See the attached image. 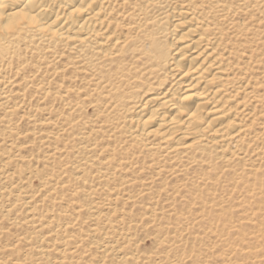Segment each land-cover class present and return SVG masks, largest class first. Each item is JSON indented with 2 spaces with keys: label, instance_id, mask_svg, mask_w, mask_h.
I'll return each mask as SVG.
<instances>
[{
  "label": "bare ground",
  "instance_id": "bare-ground-1",
  "mask_svg": "<svg viewBox=\"0 0 264 264\" xmlns=\"http://www.w3.org/2000/svg\"><path fill=\"white\" fill-rule=\"evenodd\" d=\"M253 12L259 16L255 21H251ZM263 47L264 0H0V109L7 117L0 119V131L24 122L40 130L57 125L53 136H69L72 123L78 119L73 116L77 103L63 104L61 108L65 107L71 119L56 117L55 124L51 123L50 108H43V100L36 99L30 105L35 93L46 98L49 82L59 77L63 80L68 73L66 87L76 97L84 96L81 100L90 97L88 104L93 103L97 110L94 126L78 132L79 140L88 138L97 127L96 132L103 131L101 137L106 141L120 138L126 148L158 153L146 166L153 175L149 181L143 180V185L152 184L154 175L174 177L198 170L195 180L207 181L210 175L206 169L234 174L237 161L242 163L241 170L257 169L264 158ZM131 84L138 91L124 103L129 87L122 89L123 85ZM99 97L104 99L102 106ZM14 115L17 118L11 123ZM27 133H0V207L7 208L1 211L0 220H16L17 214L11 217L9 213L18 205L16 211L21 212L35 238L54 243L62 229H71L68 225L73 219L51 228L49 223L57 214L48 215L47 210L44 214L42 209L45 197L66 188L68 180L59 182L58 177L53 180L47 177L49 173L41 175L32 168L34 163H48L59 149L49 148L51 136H42V145L47 144L42 157L23 155L31 143ZM19 137L27 140L19 144ZM96 141L94 138L84 149L95 155L92 157L106 152L99 163L104 160L108 166L96 169L95 175L114 180L127 155L106 164L115 159V154H110L115 149L102 150ZM86 155L80 160H86ZM19 164L25 165L22 171L15 169ZM73 164L82 177V163ZM110 166L114 172L109 171ZM35 176L40 185L33 190L29 186ZM133 180L112 188L131 186ZM119 190L115 197L96 203L89 217L98 218L100 207L109 215L107 210L121 194ZM132 198L122 199L128 202ZM112 221L113 232H101L95 222L90 225V237L99 234L95 248L100 258L96 263L105 264L107 256L136 262L138 251L124 252V245L117 242L128 236L123 217ZM46 226L49 230L43 234ZM65 246L56 245L54 251L75 252ZM45 247L38 245L37 254L46 255ZM15 250L13 243L0 247V252ZM60 258L52 264H62L63 255Z\"/></svg>",
  "mask_w": 264,
  "mask_h": 264
},
{
  "label": "rangeland",
  "instance_id": "rangeland-1",
  "mask_svg": "<svg viewBox=\"0 0 264 264\" xmlns=\"http://www.w3.org/2000/svg\"><path fill=\"white\" fill-rule=\"evenodd\" d=\"M258 17L254 13L251 21H255ZM261 50L264 51V47ZM69 75L66 73L63 80L60 77L54 80L50 78L48 96L41 99L40 95L35 93L30 102L32 105L35 104L36 99H39L38 102L43 100L45 104L43 108H50L52 113V124L56 117L61 119V117L66 116L67 120H70L71 116H67L64 112L65 107L63 109L61 107L65 103L67 106L68 101L70 105L77 103L73 116L78 117V119L77 122L72 123V131L69 136H53L57 131V125L54 126L55 128L52 126L40 130L32 124L24 122L14 125L12 129L9 127L0 131V133H5V136H13L22 131L23 133L29 132L27 133L28 137H31L28 138L29 140L24 139L25 137H19L16 142L20 144L24 140L31 141L22 154H32L33 157L39 156V159L42 157L43 151L47 149L45 148L47 144L43 146L39 137L51 136L47 140L52 145L49 148L57 147L59 149L54 158L43 166H41V162L35 164L34 161L29 165L34 163L35 168L33 165L32 168L36 172L41 175L49 173L47 177L52 176L53 180L56 177L59 178V182L68 180L66 188L57 190L53 192L54 194L51 193L45 197L42 211L45 214L47 210L48 215L57 214V219L55 218L49 223L51 228L53 225L55 227L58 223L63 224L73 219L72 223L68 225V228L71 229L68 232H64L62 229V234L56 235L54 243L50 240L40 242V237L36 239L35 234L31 231L32 228L21 219L22 214L16 211L18 208L16 205L9 213L11 217L17 214L15 215L16 220L8 222V217H3L0 220V247L13 243L16 244L17 250L15 252H0V264H52L54 259L59 258L61 260L60 254L64 257L62 264H97L96 262L100 257L96 252L95 243L99 240V234L90 237V225L95 222L101 232H113L116 228L113 227L112 220L121 216L123 217V227L128 236L122 240L119 239L117 242L124 245V249H122L124 252L138 251L139 259L130 263L107 256L104 257L105 264H264V158L260 161L261 163H258L257 169H255L256 166H253L250 170L244 168L241 170L242 163L237 161L233 165V169L237 170L234 174H222L218 169H206L210 175V179L207 181L195 180V174L199 173L198 170L189 175H176L174 177H167V174L154 175L152 184L143 185V180L149 181L153 175V170L146 168V166L149 160L155 158L158 153L157 155L149 154L153 150L145 148L140 149V151L134 148H126L127 144L120 142V138L114 141H106L105 138H102L103 136L101 137L103 131L96 132L97 127H94L95 129L88 138L79 140L78 132L83 131V129L87 130L84 128L85 126L86 128L92 127L91 125L94 126L93 120L97 110L93 103L88 104L90 97H86V101L81 100L84 96L78 98L73 91H70L72 90L70 87H66L69 84L66 83V80H69ZM138 81L140 80L138 79ZM127 87L129 88L127 89ZM134 88V84L123 85L122 89H127L124 92L126 97L124 103L130 101L127 98L129 95L137 93L138 89ZM56 90L59 92L56 93ZM63 90L68 92H63ZM139 90L141 91L140 88ZM30 94L31 92L28 93V95ZM99 98L102 106L101 101L103 102L104 99ZM40 106H42L41 103ZM1 111L2 109H0V119L7 120L6 115L2 116ZM16 118L15 115L11 116V123ZM34 134L35 137L33 138L32 135ZM59 135L61 134L59 133ZM94 138L98 139L96 141L99 145L98 148L102 147V150L115 149L114 152L110 153L115 154V159L110 158L106 164L114 163L121 156L127 155V159H124L125 162L122 159L123 164L117 170L114 180L97 179L96 169L108 165L103 164L104 160L99 163V157L105 156L106 152H97L99 156L92 157L95 155L87 153V150L84 149L85 145L93 142ZM59 154L62 156L58 157ZM84 154H87L88 157L86 160H80ZM75 161L82 163L80 169L84 172L82 177H79L81 174L73 169ZM133 162L136 163L133 164ZM216 162L221 164V160H216ZM253 163L257 164L256 162ZM127 166L131 167L128 168ZM24 168L25 165L23 164L15 167L17 171H22ZM108 168L110 172H114L111 166ZM122 168L124 169L121 170ZM206 177L204 178L206 179ZM132 179L134 180L132 181L133 184H130L131 186L112 188L114 185ZM53 183L48 184L47 188H50ZM39 185L40 180L37 176L31 177L29 187L35 190L39 188ZM116 190L121 191V194L116 196L117 200L109 207L111 209L107 210L111 213L106 215V210H102L103 208L97 205L102 211L101 214L94 220L89 217V212L96 206L95 204L102 198L106 199L113 195ZM129 195L133 196L130 201L127 202L122 199ZM3 208L4 206L0 207V216L1 211L7 210L6 207V209ZM151 209L152 211H150ZM62 213L63 216H58ZM49 226L43 228V234ZM68 233L71 235L68 236ZM21 234L22 236H20ZM61 238L65 241H60ZM16 239L17 242H15ZM41 244L46 246L45 249L47 250V254L43 256L37 254V246ZM60 244L66 245V248L75 249V252L57 254L54 247ZM114 244L116 243H113V246Z\"/></svg>",
  "mask_w": 264,
  "mask_h": 264
}]
</instances>
